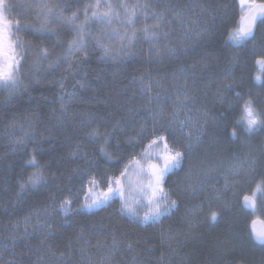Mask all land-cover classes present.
Wrapping results in <instances>:
<instances>
[{
  "label": "trees",
  "instance_id": "16d2710c",
  "mask_svg": "<svg viewBox=\"0 0 264 264\" xmlns=\"http://www.w3.org/2000/svg\"><path fill=\"white\" fill-rule=\"evenodd\" d=\"M105 2L148 4L149 24L154 14L150 0ZM94 4L95 0H78L74 6L79 17L77 24L85 23V12L90 16L92 8L89 5ZM101 10H104L103 6ZM138 15L139 29L143 27V16ZM22 23L30 26L19 33L27 49L20 71L22 84L14 93L0 89V240H4L2 234L7 228L32 219L40 212L56 211L64 198H71L73 207L78 209L86 189L84 169L94 170L93 174L102 181L108 176L119 175L133 154L141 151L140 126L145 125L149 132L152 128L154 106L152 101L148 103L137 80L149 74L169 73L176 68L158 67L151 62L147 52L149 42L143 39L129 49L130 55L120 53L116 62L102 60L101 54L96 52L95 37L104 26L91 20L86 24L91 33L87 37V57L78 52L71 60H66L68 44L75 36L71 25H54L53 31L57 35L41 36L35 30L39 28V22L25 19ZM112 27L123 30L124 25L114 20ZM263 34L264 28H258L256 37ZM226 41L219 36L206 51L227 55L233 50ZM116 44L119 48V43ZM41 48L48 49L46 59L39 55ZM239 56L238 86L230 91L233 106L222 120L224 127L211 138L214 146L223 153L232 154L236 148L245 146L255 156L256 173L251 180L253 192L257 181L264 176V132L249 135L237 128L238 137L232 136L239 119V108L244 102H237L235 93L240 92L245 100L251 96L256 107L264 109V91L253 80L258 72L257 57L247 46L241 48ZM82 83L87 87L81 88ZM61 98L65 102L63 112ZM97 126L101 133L110 134L107 151L113 154L111 161L100 152L104 137L92 139L88 135ZM78 143L81 145L79 155L73 157ZM34 149L47 177V183L35 188L26 184L34 170L27 165ZM21 184H25L23 190ZM180 192L181 189L174 188L181 209L174 216L175 221L170 219L169 224L168 220L163 225L142 227L107 209L92 214L73 212L53 228L52 236L40 238L37 235L34 240L22 241L14 247V258L10 252L6 254L17 264H43L41 246L45 241L53 252L69 257L81 248L78 241H82L83 233L84 241L91 242L90 248L83 245L87 251L99 249L101 255L106 253L107 256L115 238L119 249L111 258L120 264H163V256L166 264H264V246L257 245L252 238L251 217L244 214L235 217L234 222L222 220L216 224L211 220H197L189 230L181 221L184 209ZM262 194L264 190L256 192L255 199ZM183 228L185 236L182 240L186 245L183 253L189 258L178 263L170 254L175 250V243H179L168 239L167 233L175 234ZM187 233L190 235L186 236ZM223 242L227 246L224 255L219 250ZM128 244L132 245V250L127 248ZM0 263L4 264L3 261Z\"/></svg>",
  "mask_w": 264,
  "mask_h": 264
},
{
  "label": "snow or ice",
  "instance_id": "6c2138e0",
  "mask_svg": "<svg viewBox=\"0 0 264 264\" xmlns=\"http://www.w3.org/2000/svg\"><path fill=\"white\" fill-rule=\"evenodd\" d=\"M103 6L104 10H101ZM22 7L21 5L7 2V0H0V89L14 93L21 86L20 71L22 62L26 55L25 42L20 39L19 33L29 28L26 23H22L20 19H15L13 12L16 8ZM31 7V5H27ZM43 13V19L39 28L35 29L41 36L43 35H57L53 31L54 25L67 24L71 25L74 29L75 36L69 42L67 48L66 60H71L75 53H82L86 58L88 55V40L87 37L91 35L86 27L89 20L92 23L102 25L100 34L95 37L96 47L101 51L102 60H111L116 62L118 54L130 55L129 49L136 46V43L143 39L152 44L155 49L156 55H161L160 49L155 48L161 39V33L158 31L161 28L160 21L164 19L163 13L153 14L151 19L155 22L152 24L147 23L149 14L147 9L148 4L140 3H106L105 0H95L94 5H89L92 8L91 15L85 12V23L77 24L79 19L77 13L73 12L71 16H66L64 10L59 5H50L46 2H41L36 5ZM59 8V11L54 9ZM240 17L238 25L228 33L226 43L230 44L233 48H244L252 44L256 39V31L258 28H264V0H239ZM140 13L143 16V27L137 28V21L140 19ZM119 20L124 25L123 30L120 28L112 27L113 21ZM163 37L167 38V32L163 33ZM119 43V48H113L112 42ZM253 55L257 58L255 64L258 68L257 74L253 80L259 86L261 91H264V44L260 45V51L257 52L256 46L253 44ZM40 56L45 59L48 57L49 52L47 48H41ZM231 77L230 72H225V80ZM238 85L235 81L223 85L227 90H233ZM61 87L63 85L61 84ZM81 88H86L87 85L82 83ZM183 92L177 93L179 103L175 105L173 119L167 124L160 122L163 116V109L154 112L152 115V128L149 132L145 125H141L139 129V142L141 144V151L133 156L124 164L119 175L108 176L103 181L98 179L93 174L94 170L90 171L84 169V181L87 191L84 193L83 203L80 207H73V200L71 198H64L59 204V214L64 217L70 216L73 212L83 211H99L106 209L119 202V211L121 216L126 217L129 222L148 227L159 224L163 219L171 217L175 211L178 210L179 205L177 200L172 197L170 192L166 189V179L171 174H176L183 168L186 156L192 152L194 145L188 143L184 148L177 147L179 140L177 134H181L185 139L191 141L193 138V128L196 125L203 126L212 123L216 125L215 119L209 118L207 112H203V122L196 120L195 122L189 116L186 120H179L180 112L192 111L189 105L195 104V97L188 93V81L184 80L182 85ZM143 92L150 93L151 89L142 88ZM183 99H179V97ZM148 103H151L152 97H146ZM62 112L65 110V102L61 98ZM235 100L239 102L243 100L242 107L239 108V119L232 131L233 137H238L237 128L242 129L249 135L257 132H264V109H258L249 96L244 99L240 92L235 93ZM231 106V105H230ZM187 129V131H185ZM124 129H121L123 131ZM92 139H98L103 136V143L100 147L101 154L107 161L113 159V154L107 151L108 133H101L99 127L92 128L89 133ZM196 141H200V136L195 137ZM147 140V144L144 141ZM19 143V141H18ZM81 145H76V150L73 151V157L79 155ZM35 149L27 165L34 170L28 176L26 184L35 188L47 183L45 175V168L35 154ZM86 159V154L85 157ZM157 162H153V161ZM162 161V163H160ZM94 163V162H93ZM255 160L251 162H241L233 168L232 174L238 175L240 170L247 167L250 171L255 172L253 165ZM91 166V165H90ZM137 177L135 186H133L132 175ZM213 175V170L209 169L204 173L205 179L198 180L196 183L190 185L191 194L203 191L202 185L207 183V178ZM229 181L225 178V189L228 188ZM23 190L25 184H21ZM264 190V176L261 177L256 183V187L251 195L244 194L242 196L241 207L245 210H251L255 213L257 209L256 192ZM221 194L218 192L216 199H220ZM264 211V207L259 209ZM210 219L215 222L218 220V212L213 210L210 212ZM27 223V222H26ZM256 220L252 221V238L260 245H264V227L257 229ZM45 230H50L51 225L46 224L42 226ZM27 231V229H26ZM51 235V232L48 231ZM83 239V233L81 234ZM79 243V241H78ZM86 244L87 241H84ZM14 246V244H13ZM127 248L132 250V245L128 244ZM119 249V242L113 239L112 246L109 250L108 256H105L100 261V264H115L111 256ZM52 256L55 253L48 250ZM80 261L75 264H94L91 257H87L86 249L83 245L80 248ZM58 264H74L70 259L65 260L61 253Z\"/></svg>",
  "mask_w": 264,
  "mask_h": 264
},
{
  "label": "rangeland",
  "instance_id": "374dc122",
  "mask_svg": "<svg viewBox=\"0 0 264 264\" xmlns=\"http://www.w3.org/2000/svg\"><path fill=\"white\" fill-rule=\"evenodd\" d=\"M7 2L22 6L14 10L13 16L15 19H20L21 22L25 19H34L37 23H41L43 13L36 5L41 2L59 5L66 16H71L78 0H7ZM150 2L151 5L153 4L154 14L163 13L164 19L160 21L161 28L158 30L161 33V39L155 45V48L160 49L161 55L158 57L152 44L149 43L148 57L158 67L163 65L176 67L174 71L169 73L149 74L137 80L140 89L148 87L151 89L150 93L142 92L146 97L148 95L152 97L153 113L163 109L160 122L167 124L171 121L175 105L179 103L177 93L184 91L182 85L184 80L187 79L188 93L195 97L196 102L194 105H189L192 111L180 112L178 119L186 120L190 116L194 122L200 120L202 123L203 112H207L210 120L214 118L216 121L215 126L212 123L203 126V128L199 124L196 125L193 128L191 141L185 139L183 135L177 134L179 140L177 147L184 148L188 143L194 145L191 154L186 156L183 168L176 174H172L170 183L165 185L174 199V188L181 189L179 197L182 199V210L184 209L181 221L191 230L194 221H210V212L213 210L218 212V220L214 224L222 220L234 222L232 220L236 219L235 217L244 214L251 217L252 221L255 219L264 221V211L259 210L264 207V194L259 199L256 198L258 210L255 213L246 212L241 207L242 196L252 194L253 182L251 180L256 173L255 166L257 164L255 156L245 146L236 148L235 153L232 154L223 153L224 151H219L214 146L211 138L214 133L224 127L222 120L233 106V101L230 98L231 90H227L222 86L233 82V80L236 84L238 80L237 69L241 65L239 56L241 48L231 46L233 51L224 56L209 53L206 50L219 36L227 40L228 33L238 25L241 14L238 0H150ZM27 5H31V7H27ZM54 10L59 11V8ZM149 22L152 24L155 21L150 18ZM164 32H167V38L163 37ZM262 36H257L252 44L247 45L252 55L253 44L256 46L257 52L260 51V45L264 44V37ZM112 46L118 49L115 41L112 42ZM96 52L102 55L98 48H96ZM119 55L120 53L118 57ZM225 72L231 73L229 80H225ZM179 99H183V97L181 96ZM196 136H200L199 142L196 141ZM253 159L255 160L253 165L255 172L245 167L240 170L238 175L232 174L235 166L241 162H251ZM209 169L213 170V175L207 178V183L198 185V187L203 188V191L194 195L191 194L190 185L198 180L205 179L204 173ZM226 177L229 181L227 189H225ZM131 178L133 186H135L137 177L133 174ZM85 190L87 191V188ZM218 192L221 194L220 199H216ZM177 203L179 205L178 210L171 217L163 219L159 224L163 225L168 220L169 224L170 219L175 221L173 220L174 216L181 209V204ZM119 207L117 201L106 209L111 214H120ZM55 210L40 212L32 219L7 228L6 233L4 231L2 234L4 240H0V262L17 264V261L13 259L16 245L22 241L34 240L37 235L40 238L52 236L53 228L58 223H63V219L69 217L59 214V208ZM85 212L92 213V211L86 210ZM46 224L52 226L50 230H45L42 227ZM184 229L177 230L175 234L167 233L168 239H174L179 243H175V250H172L170 254L172 260H176L178 263L185 261L188 257L183 253L185 250L183 247L186 246L185 241L182 240L185 236ZM48 231L51 232V235L48 234ZM166 231H169V229L167 228ZM187 235H190V233H187ZM84 239L86 238L83 237L82 241L78 243L79 247L84 245L90 248L91 242L88 241L84 244ZM225 248L227 249L226 244L221 243L219 250L223 255L225 254L223 251ZM49 249L51 248L44 241L41 246V255H43L41 263L58 264L61 255L54 252L55 256H52L48 251ZM51 251L53 252L52 249ZM88 251L86 250V255L91 257L94 264H100L102 258L107 256L106 253L101 255L102 252L100 253L99 249L94 252L89 249ZM7 252L11 253L12 259L8 258ZM63 258L65 260L70 259L75 264L81 259L80 249L69 257L63 255ZM111 259L115 261V259ZM162 262L166 264L164 256ZM115 264L120 263L115 262Z\"/></svg>",
  "mask_w": 264,
  "mask_h": 264
},
{
  "label": "water",
  "instance_id": "95a60500",
  "mask_svg": "<svg viewBox=\"0 0 264 264\" xmlns=\"http://www.w3.org/2000/svg\"><path fill=\"white\" fill-rule=\"evenodd\" d=\"M257 32V31H256ZM246 211H248V212H252L251 210H246ZM256 228L257 229H260V228H262V227H264V221L263 220H261V219H257L256 220ZM250 230H252V223H251V226H250ZM255 241V240H254ZM255 243L257 244V245H259V246H264V245H260V244H258L256 241H255Z\"/></svg>",
  "mask_w": 264,
  "mask_h": 264
},
{
  "label": "bare ground",
  "instance_id": "6f19581e",
  "mask_svg": "<svg viewBox=\"0 0 264 264\" xmlns=\"http://www.w3.org/2000/svg\"><path fill=\"white\" fill-rule=\"evenodd\" d=\"M153 162H156V161H153ZM167 180V179H166ZM135 181V180H134ZM5 233H6V231H5Z\"/></svg>",
  "mask_w": 264,
  "mask_h": 264
}]
</instances>
